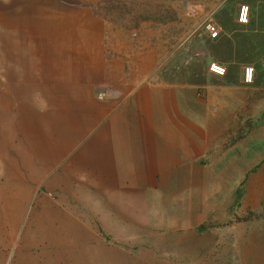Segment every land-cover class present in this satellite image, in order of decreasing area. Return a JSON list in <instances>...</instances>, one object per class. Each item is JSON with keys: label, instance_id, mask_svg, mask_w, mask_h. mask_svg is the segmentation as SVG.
Masks as SVG:
<instances>
[{"label": "crops", "instance_id": "obj_1", "mask_svg": "<svg viewBox=\"0 0 264 264\" xmlns=\"http://www.w3.org/2000/svg\"><path fill=\"white\" fill-rule=\"evenodd\" d=\"M33 1V63L0 82V221L62 244L130 221L192 264H264V0ZM144 3L152 19L123 24ZM188 9L229 30L210 50L226 43L221 59L252 66V84L244 66L169 71ZM47 20L63 36L44 39Z\"/></svg>", "mask_w": 264, "mask_h": 264}, {"label": "rangeland", "instance_id": "obj_2", "mask_svg": "<svg viewBox=\"0 0 264 264\" xmlns=\"http://www.w3.org/2000/svg\"><path fill=\"white\" fill-rule=\"evenodd\" d=\"M33 2V0H0V82L2 77L9 75L16 65H22L25 75V72L29 70V65L33 63L31 60H27V54L30 47L33 46L29 45L33 42L31 38L39 31L35 29L33 22L29 21L36 13L34 8L28 9L30 3ZM146 4L138 6V11L132 7V12L130 10L125 13L119 12L118 14L124 15L123 24L133 26L140 21L152 19L154 14L147 10ZM44 8L43 15L46 20L45 15L50 17L51 7L45 5ZM155 15L167 17L170 16V13H155ZM174 15L176 14L171 13V17ZM180 15L182 17L183 14L180 13ZM185 17L186 39L180 45L170 46V53L168 57L166 56L165 62L171 73L175 70L177 72L184 70L188 72L187 79H191V74H198L206 68L208 70L210 63L208 56L213 51L210 50L209 40L212 39L208 38L202 27L203 22L198 19V14L193 9H188ZM50 23L49 20L44 23L42 29L44 39L53 37L52 33L56 36H63L60 30L52 31ZM132 31L135 30L132 29ZM225 31L229 32V30L221 28L220 35L224 38H226ZM238 34L235 41H248L244 36L247 34L246 32ZM222 45L214 47L216 51H213V54L215 53L219 57L216 59L217 63H224L226 67L234 66L236 68L246 65L242 61H223L221 58L228 54L226 53L227 44ZM10 52H14V54H10L11 57L4 59V54ZM35 61L40 64L38 60ZM177 72L173 74L177 75ZM192 79L194 78L192 77ZM33 223L32 220L0 221V264H192L188 259L189 257L192 259L194 256V254L153 251V247L145 245L147 238L143 233H146V229L141 227L136 229V226L132 229L130 221H108L106 222V232L102 228L101 230L96 229L97 231L90 238H74L73 242L68 244H62L61 238L58 243L49 235L36 237ZM151 242L153 241L151 240ZM218 255L222 259L225 254ZM187 256L189 257L183 261V257ZM200 256L204 255L200 254ZM206 256L207 254H205ZM193 264L206 263L200 260ZM224 264H228V262Z\"/></svg>", "mask_w": 264, "mask_h": 264}, {"label": "built area", "instance_id": "obj_3", "mask_svg": "<svg viewBox=\"0 0 264 264\" xmlns=\"http://www.w3.org/2000/svg\"><path fill=\"white\" fill-rule=\"evenodd\" d=\"M248 6H239L237 13V22L239 24H246L248 21ZM203 30L207 34L209 39H217L221 33V29L218 25L210 19L205 20L202 23ZM262 67L264 68V60L262 62ZM208 71L218 77H223L226 74V68L217 63L211 62L208 64ZM254 81V68L252 66H244L242 69V83L245 85H250Z\"/></svg>", "mask_w": 264, "mask_h": 264}]
</instances>
